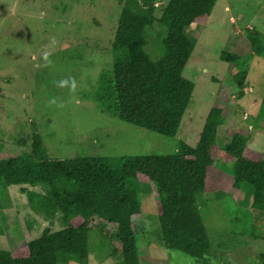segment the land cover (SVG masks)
Segmentation results:
<instances>
[{
	"label": "rangeland",
	"instance_id": "rangeland-1",
	"mask_svg": "<svg viewBox=\"0 0 264 264\" xmlns=\"http://www.w3.org/2000/svg\"><path fill=\"white\" fill-rule=\"evenodd\" d=\"M168 1L155 0L157 15ZM121 3L0 0V150L20 153L36 132L51 156L168 155L179 141L196 146L209 111L221 108L225 122L217 129L208 189L199 200L211 243L205 264H264V211L250 207V186L233 188L232 159L223 150L238 133L247 139L245 155L264 160V117L256 118L260 111L264 116V57L253 53L246 37L248 29L264 34V0H217L186 30L195 47L183 77L194 89L174 137L106 115L90 98L99 73L112 67ZM149 40L151 49L160 48L156 25ZM224 51L239 56V65L222 61ZM240 71H246V87L239 98L232 75ZM143 183L142 208L133 217L141 264H204L162 246L156 190ZM33 217L18 185L0 194V249L24 255L25 242L41 230L42 221ZM88 256L87 264H115L97 230L88 232Z\"/></svg>",
	"mask_w": 264,
	"mask_h": 264
},
{
	"label": "trees",
	"instance_id": "trees-1",
	"mask_svg": "<svg viewBox=\"0 0 264 264\" xmlns=\"http://www.w3.org/2000/svg\"><path fill=\"white\" fill-rule=\"evenodd\" d=\"M216 1L169 0L157 15L155 0H122L111 43L112 67L99 73L90 96L97 108L120 121L174 137L194 89V83L183 77L195 47L186 30L208 16ZM153 25L161 40L158 50L150 48ZM246 37L253 53L264 57V34L248 29ZM220 57L233 66L240 63L239 56L226 51ZM232 76L240 98L246 71ZM263 117L262 111L256 116ZM224 122L221 108H211L196 146L179 141L168 155L51 156L36 132L20 153L0 150V194L18 185L34 214L32 221L37 217L42 221L38 234L25 242L27 252L17 255L0 249V264H87L90 230H97L115 264H141L133 217L142 208L143 180L156 190L162 246L205 264L211 243L199 200L208 189L212 148ZM246 140L237 133L223 145L232 159L228 179L235 190L250 186V207L264 211V160L245 155Z\"/></svg>",
	"mask_w": 264,
	"mask_h": 264
}]
</instances>
